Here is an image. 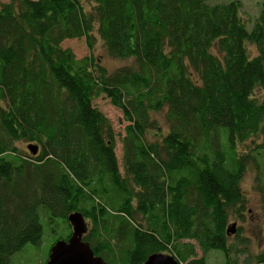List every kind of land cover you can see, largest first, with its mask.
<instances>
[{
  "label": "trees",
  "instance_id": "obj_1",
  "mask_svg": "<svg viewBox=\"0 0 264 264\" xmlns=\"http://www.w3.org/2000/svg\"><path fill=\"white\" fill-rule=\"evenodd\" d=\"M241 0H8L0 2V264L52 232L83 236L108 264L154 252L207 264L218 250L238 264L226 228L243 217L241 146L264 134V12L248 27ZM132 58L108 72L91 55ZM84 38L76 58L65 39ZM247 44L257 49L250 55ZM264 95V93H263ZM126 122L122 171L116 133L94 104ZM165 111L168 127L152 112ZM151 130L157 139H149ZM33 142L24 158L17 142ZM197 248L202 255L197 256ZM253 263L264 264V250Z\"/></svg>",
  "mask_w": 264,
  "mask_h": 264
},
{
  "label": "rangeland",
  "instance_id": "obj_2",
  "mask_svg": "<svg viewBox=\"0 0 264 264\" xmlns=\"http://www.w3.org/2000/svg\"><path fill=\"white\" fill-rule=\"evenodd\" d=\"M8 0H0V2H6ZM214 3L218 0H209ZM243 8L241 15L246 21L248 27L251 25V21L258 15L260 11L264 12V0H241ZM94 42L91 55L94 58L101 60L108 72L115 69L131 65L134 66V60L132 58H115L110 56L100 37L94 30ZM62 47L70 49L76 58H82L88 55L89 49L86 45L85 39L71 38L65 39L61 43ZM247 48L250 55H255L257 49L252 44H247ZM264 89L257 88L254 95L260 100L263 99ZM93 104L104 113L109 119L112 127L116 133V147L115 152L118 159L119 167L122 171V144L121 136L124 134V126L126 122L122 118L121 111L114 107L110 101L105 97H98L93 100ZM152 117L155 119L156 124L165 131L168 127L165 111L152 112ZM156 131L151 130L148 138L157 139L158 134ZM34 144L33 142H17L16 145L20 151V154L27 159L32 157V153L28 150L27 145ZM38 148V146H37ZM38 151V149H37ZM241 152L248 153L250 156L244 175L240 181L241 190L245 198V210L242 218L237 215L230 216L228 225L235 223V232L229 236V245H231V253L234 258L237 259L238 264H250L255 262L254 256L264 250V134L260 133L254 136L253 139L247 140L241 146ZM247 155V154H246ZM33 160V159H30ZM44 233L41 243L38 246L28 244L25 249L19 252L13 259V264H46L50 247L56 241L58 236H61L64 232L62 226L56 225L57 229L52 232L46 225V220L42 219ZM65 236V235H62ZM202 255L201 251L197 248V256ZM207 264H223L224 255L218 250H212L205 254ZM184 264V263H183Z\"/></svg>",
  "mask_w": 264,
  "mask_h": 264
},
{
  "label": "water",
  "instance_id": "obj_3",
  "mask_svg": "<svg viewBox=\"0 0 264 264\" xmlns=\"http://www.w3.org/2000/svg\"><path fill=\"white\" fill-rule=\"evenodd\" d=\"M28 150L34 155L37 146L27 145ZM72 232L67 240L59 239L50 247L46 264H108L101 256L95 255L90 244L83 240L88 230L87 222L79 211L71 212L67 216ZM235 223L226 228L227 235L235 232ZM144 264H181L171 254L154 252L146 258Z\"/></svg>",
  "mask_w": 264,
  "mask_h": 264
}]
</instances>
